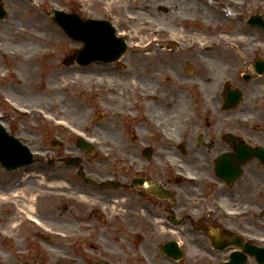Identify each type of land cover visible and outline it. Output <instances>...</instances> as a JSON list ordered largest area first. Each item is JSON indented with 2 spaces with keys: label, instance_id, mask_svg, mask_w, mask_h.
I'll list each match as a JSON object with an SVG mask.
<instances>
[{
  "label": "flooded vegetation",
  "instance_id": "flooded-vegetation-1",
  "mask_svg": "<svg viewBox=\"0 0 264 264\" xmlns=\"http://www.w3.org/2000/svg\"><path fill=\"white\" fill-rule=\"evenodd\" d=\"M163 1L135 9L155 15L175 12L174 0ZM197 1L206 10L215 6L239 25L235 34H245L243 41L235 46L232 41L229 48L238 50L245 38H254L244 47L251 62L234 69L233 76L224 67L210 82L200 70L216 63L196 65L189 61L193 56L176 49L195 43L205 57L220 43L211 36L193 40L185 29L183 35H174L177 27L168 21L175 30L158 27L175 39L140 42L144 55L153 44L157 51L167 48L152 55V73L172 74L171 85L141 77L142 90L109 100L111 118L103 127L104 137L77 127L93 142L90 152L78 146L79 138H72L79 150L105 160L108 171L87 168L70 150L52 162L41 137L13 135L30 148L42 146L33 150L35 167H0V264H80L65 248L73 232L55 231L45 211L51 198L82 202L88 207L86 215L102 223L90 227L94 234L99 231L92 264H264V0ZM184 10L186 25L195 15L186 12L190 7ZM240 23L254 34L241 32ZM127 81L126 86L133 83ZM4 100L0 97V111L7 107ZM7 125L12 131L9 121ZM73 162L76 168L68 166ZM52 170L69 171L75 183L55 179L62 187L51 190Z\"/></svg>",
  "mask_w": 264,
  "mask_h": 264
},
{
  "label": "rangeland",
  "instance_id": "rangeland-1",
  "mask_svg": "<svg viewBox=\"0 0 264 264\" xmlns=\"http://www.w3.org/2000/svg\"><path fill=\"white\" fill-rule=\"evenodd\" d=\"M125 1L75 0L73 2V0H2L8 14L3 20H0V75L2 74L3 77L0 78V97L11 96L12 99L20 103H27V106L33 107L30 111L31 113H21L19 111H12L8 107H5V105L2 106L3 117L0 118V121L6 127H8V121L10 122L12 130L10 132L13 135L19 137L21 135H38L41 137L39 140L44 142L42 144L43 147L49 151L52 159L66 155V150H70L83 159L89 169L94 170L95 168L100 172L109 167L104 164L105 160H101L97 154L95 156L89 155L79 150L76 145L77 142L72 139L73 136L70 132L54 126L42 114L47 116H51V114L55 115L52 117L57 122L61 117H64L75 127L81 128L89 135H100L104 137L105 129L103 127L109 125L108 122H110L112 109H110L109 104L111 103L109 100L113 96H119L116 98H120L126 92L131 93L142 90L139 85V80L144 76L155 79L159 78L158 80L167 81L165 84L171 85L168 81L174 79L172 74L167 73L165 76H157L152 73L156 65L154 63L156 60L153 59L154 56L152 55L159 52L165 53L168 50L164 48L163 51L158 50V52L153 47L155 44H153V46H150L152 51L149 50V53L144 55L143 51H141V45L140 47L135 46L136 43L141 44L139 42V36L128 41L130 38L126 34L127 38L125 37V39L128 48L119 61L112 64L97 62L87 67H79L76 64L65 67L63 66V61L67 57H74L84 46L83 43L74 41L62 31L59 25L53 20L51 12L56 9L74 12L82 19L104 18L108 15L118 33L123 30H132L128 17L137 14V16H144L150 20L153 24L151 26L173 28L169 26L168 18L165 17L171 9L166 13L161 12L159 15L150 13L140 15L139 11L136 12L133 10L134 5L132 3L129 4L127 2L128 0ZM192 3L194 4V2ZM138 5L141 6L142 4ZM195 5H200L199 1H196ZM190 8L192 9V7ZM186 12L191 16L194 15L192 10ZM207 12L212 14V18L206 19L207 21H201L203 19L202 15L199 17L196 15L194 17L196 23H188L181 27L194 34V29L201 30L203 28V22L204 34L200 38L211 36L210 39L216 42L218 30L233 31L235 26H237L234 21L225 18L222 12H218V8H215V6L207 8ZM161 16H163L162 19L160 18ZM199 24L201 28L194 27V25L198 26ZM173 30L175 29L173 28ZM240 30L249 35L254 34V30L250 31L251 29L246 28L241 23ZM164 32L158 38L159 40L169 39L170 35H172L171 33L169 35L166 30ZM189 36L193 40L200 39L191 34ZM189 36H186V38ZM262 36L264 38L263 34ZM253 39V37L249 36L245 38L244 44H241L242 46L239 45L238 50L232 48V50L228 51L223 50L222 47L214 46L205 57L199 55L200 49L195 43L181 45L176 49V52H188V58L193 56L189 61L195 62L196 65H208L207 62L209 61L212 62L211 64L216 63V66H208L207 69L202 68L200 70L204 76L211 77L210 82H213V77L220 76L223 73L224 67L226 72L231 70L226 75L233 76L230 73L234 69H243L251 62L246 53H244L246 51L244 47ZM221 40L224 44L225 41L223 39ZM262 50H264V47ZM28 55L33 57L31 61H25V57ZM245 55L246 58H241L240 60V57ZM213 69L215 71L212 76L210 71ZM216 70L220 72L218 73ZM99 76H105L108 80L118 85L119 88L117 91L112 93L111 91H107L105 87L94 89V78ZM131 76L135 78V82L131 83L130 86H126L127 80H132L130 78ZM60 82H63L65 86L56 92L52 91V86ZM165 87L169 88L168 85ZM98 121L101 122L100 125H97ZM99 144H101V141H99ZM107 144L103 139L101 146L102 148L105 147L103 149L105 151H107ZM42 145L36 143V146L31 147V149H39ZM35 166L36 164H33L30 167ZM114 167L118 169L119 166ZM52 168L56 169L59 166L56 164ZM103 174L106 175V173ZM1 176L2 172L0 168V180ZM51 177L52 182L56 179L62 182L75 183L72 180V176L69 175V171L52 170ZM51 190H57V188L52 187ZM51 199L52 203L45 208V211L52 221V224H54L55 231L66 229L73 232L70 235L71 240L69 239L67 247L65 246V248H68L76 255V263H94V237L99 231H96V234H94V226L92 228L90 227L91 223H98L99 226L102 223L95 222L93 215H86L88 207L84 208L82 202L73 203L68 201L69 203H65L56 198ZM70 203L71 205H69ZM62 206L65 209L61 208ZM71 212L76 215V219L68 215ZM57 242H54V245L60 248Z\"/></svg>",
  "mask_w": 264,
  "mask_h": 264
},
{
  "label": "water",
  "instance_id": "water-1",
  "mask_svg": "<svg viewBox=\"0 0 264 264\" xmlns=\"http://www.w3.org/2000/svg\"><path fill=\"white\" fill-rule=\"evenodd\" d=\"M3 15L0 5V17ZM63 17L54 15V18L62 25L67 34L76 40L79 39L85 42L84 50L77 57L78 63L86 65L96 59L113 61L124 52V44L121 40L114 37L113 29L110 27L92 21H87L86 23L77 21V26L70 25L66 20H72V18ZM95 41H98V44H95ZM103 49H106L105 53ZM65 64H70V61H66ZM0 161L5 167L10 169L31 163L30 153L27 148L23 147L16 139L7 135L1 126Z\"/></svg>",
  "mask_w": 264,
  "mask_h": 264
},
{
  "label": "bare ground",
  "instance_id": "bare-ground-1",
  "mask_svg": "<svg viewBox=\"0 0 264 264\" xmlns=\"http://www.w3.org/2000/svg\"><path fill=\"white\" fill-rule=\"evenodd\" d=\"M185 1L186 0H174L175 12H170V14L165 16L166 18H168L169 22H171V23L173 22V24L177 27V31H176L175 34L178 35V36L184 34V29L182 27H180V26H183L184 22L186 21V18L184 17L186 15L184 14V16H183V14L180 13V12H184L185 13L184 8L192 7L194 15L196 16L198 14V12H200L202 14V16L205 18V21H207L206 19H208V18L209 19L212 18V15L210 13H208V12L206 13V8L205 7H203L201 5H197V6L195 5L197 0H195L194 4H192V5H186ZM127 2L129 4L132 3V5H134L133 10L138 12L135 8H140L145 3H148L149 6H154L155 4H158V3L162 4L165 1H163V0H159V1L151 0V1L147 2L145 0H141V1L128 0ZM166 3H168V0H166ZM138 4H142V5L139 6ZM199 4H200V2H199ZM139 14L143 15L142 13H139ZM207 14H208V17H207ZM137 15H134V16L131 15V16L128 17V21L130 23V27H131L132 30L125 31V34H127L129 36L130 40H133V38L139 36V38H140L139 42H140L141 40L144 41V40H149V39H158L162 35L163 29L161 27L151 26L153 24H152V22L150 20H148L144 16H137ZM162 18H163V16L161 17V19ZM189 22L196 23L195 21H191V20ZM202 25H203V28H204L203 22H202ZM194 27L201 28V25L200 24L198 26L194 25ZM238 27H239V25L235 26V28L233 30L234 33L232 32L233 35L228 33V32H226V31H220L219 30V33L217 35V39L216 40L220 43V45H221L220 47H222L223 50H228V51L232 50V48H229V47L233 46V45L232 44H228V43H230L232 41H235L234 46L236 45L237 41H243L242 37L245 36V34H243V36H241L242 33L241 34H239V33L235 34L238 31ZM203 28L201 30L194 29L193 32H195V33L193 35L198 37V38L203 37V34H204ZM190 34H192V33H190ZM174 35L170 36V38L175 39ZM221 39H223L225 41L224 44L222 43ZM140 45H144V43H141V44L136 43L135 46L136 47H140ZM204 45H205V43H199L200 47L204 46ZM16 57H17V55H16ZM32 59H33V57L31 55H28V56L25 57V61H31ZM130 78H132V80L129 79L130 82H135V78L133 76H131ZM63 82H60L59 84L57 83V84H55V86L53 85L52 86L53 88L51 90L56 92L57 90L63 88L65 86V84H64L65 82L64 83ZM101 87H105V89L107 91H111V92H116L117 89L119 88L118 85H116L114 82H111L110 80H108L107 77H105V76H99V77L94 78V89H98V88H101ZM51 116H55V115L51 114ZM60 119L67 121V119L64 118V117L63 118L61 117ZM59 183L60 182H53L52 183V187L53 188L62 187V184L60 183L61 184L60 185ZM28 209L33 210V208L30 207V206H28Z\"/></svg>",
  "mask_w": 264,
  "mask_h": 264
}]
</instances>
